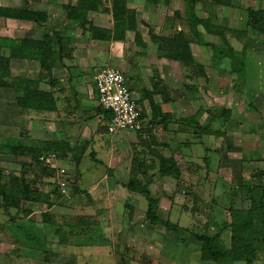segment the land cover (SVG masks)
Wrapping results in <instances>:
<instances>
[{"label":"rangeland","instance_id":"374dc122","mask_svg":"<svg viewBox=\"0 0 264 264\" xmlns=\"http://www.w3.org/2000/svg\"><path fill=\"white\" fill-rule=\"evenodd\" d=\"M24 1L0 0V4L12 5L15 3L16 6L25 7ZM112 1L105 0L104 7L110 9ZM231 1L233 5L226 7L218 5L213 0H200L197 8L201 18L210 16L212 25L225 28L226 38L236 51H241L243 47H246L247 70L244 77L247 80H243L242 76L234 71V66L229 59L220 58L213 48L200 45V40L192 36L186 22L184 25L175 23V26H179L181 30H184L187 38L193 40L190 45L191 54L196 63L201 65V68L192 66L183 69L176 62L170 66L173 69V79L178 84V90H175V93L181 94V100L178 110L171 112L169 124H177L178 127V124L182 126L183 119L195 118L201 126L211 125L212 129L219 132L218 134L222 138L214 139V136L188 131L179 139L165 133L162 135L157 133L158 138L152 135L153 138L150 139L156 144L169 145L170 150L162 149L163 154L175 157L182 174L178 179L155 177L150 189L153 197L157 199V215L163 220L187 229V232L219 236L221 244L226 248L230 246L228 225L231 223L232 209H247L249 207L251 203L250 185L260 184V188L264 192V38L253 34L245 36L242 34L246 28L248 11L263 10L264 0ZM28 3L29 7L34 9H39L38 6L41 4L36 0ZM140 3H143L142 0ZM140 3L137 4L135 0H132L133 8L137 6L139 9L137 20L149 43H151L149 29L158 34H164V37L172 36L180 30L176 29L177 27L172 32L164 30L165 22L169 19L178 22L182 20L181 15L186 18L188 13L187 11L185 15L182 0L173 2L167 8L159 7V9H155L156 7L142 9ZM176 12L178 16L175 15ZM14 24L10 21H0V27H8L10 35H13L16 30ZM95 24L103 26L104 29H112V16H103L100 21L96 20ZM76 25L80 28L79 24ZM21 29L25 30L18 28L20 32ZM86 31L84 34L90 41V46L86 47L92 49V45L95 43H93L90 31L88 33ZM40 32L41 30L33 34L32 37L34 39L42 38V34L39 35ZM201 35L204 41L207 40L214 46L221 45L219 37L205 33ZM100 42L102 43L99 46L105 53L113 54L114 52V55L118 53L119 43ZM113 44H115V49ZM137 52L140 53L143 50L139 49ZM117 57L113 59L114 62L109 59H101L100 63L122 69L130 84V70L128 71L122 58ZM99 68L100 66L96 65L94 69L83 68L81 72L85 77L88 75L94 77ZM34 69L35 72L32 75L37 73V68ZM86 74L88 75L86 76ZM131 91L132 93L140 91L139 94L142 96L141 90L132 88ZM169 94L170 92L167 93V95ZM6 97V91L0 90L2 182L7 184L10 182L9 175L20 176L21 169L26 170L27 180L33 182V185L30 186L39 190L41 198L50 195L51 199L52 197L57 200L61 198L62 205L69 203L76 206H72L74 212L70 213L73 220L66 221L74 231L77 228V232L73 235L74 244L92 240L89 239V236L94 240L89 243L91 245L89 248L75 247L71 249L70 243L65 245V248L61 247L66 249L65 254L60 255L61 257L43 253L45 250L46 252L52 251L51 248L58 245L57 241L54 243L48 240V248H42L43 252L41 251L42 254L38 258L36 254L22 246H29L33 250L38 249L37 245L30 241L26 245L22 230L5 227L10 220L6 212L0 208V264H216L202 260V244L200 242L192 239L180 242L173 233L166 231L163 226H152L145 217L147 201L140 195L132 199L130 197L132 195L127 194L128 197H125V193L119 192L118 201L111 203L106 188H104L97 194L95 210L90 209L88 213L86 209L89 208V205L86 207L85 204H90V200L88 201L90 195L86 189H81L82 191L74 194L71 199L62 198L56 194L57 192L54 190L56 186L51 179L41 180L38 178L36 180L34 177L39 173V170L33 163L34 152L45 150L43 147L44 135L39 131L41 125L27 123L26 129L13 131L14 124L7 122ZM134 97L137 98L136 95ZM138 98V102L141 103L140 96ZM141 108L148 124L151 120L148 119L149 114L145 113L142 106ZM225 111H229L230 114H226ZM37 120L35 114H30L28 122ZM105 132L107 131L105 130ZM126 139L132 142L131 144H135L133 143L135 137L127 135ZM13 149L17 151L13 152ZM131 156V149L128 146V149H124L122 152L120 168L123 166L126 171ZM144 158L150 159L147 155H144ZM23 164L26 165L24 168ZM66 169L71 172V181H73L75 171ZM121 170L123 169L121 168ZM98 172L91 170L83 172L85 188L89 189V182L94 178L92 175H98ZM155 174L157 175V170ZM121 179L125 181L127 176ZM68 183L71 184L69 181ZM68 191H70L69 188ZM107 202H109V206ZM41 204L33 216L38 222H41L42 210H46L45 203ZM27 205L25 204L23 208L25 209ZM56 216L62 215L57 213ZM78 217H82L84 221L89 219L85 225L86 229L79 230ZM108 217L118 224H107L110 219H107ZM93 218L95 221L92 223ZM33 227L35 229L30 232L33 236L42 234V229L36 228L34 224ZM10 232L11 237L8 234ZM38 237L37 239L41 241L44 235ZM102 243L103 245L99 247L98 245ZM220 264L246 263L222 262ZM252 264H264V255L260 254Z\"/></svg>","mask_w":264,"mask_h":264},{"label":"crops","instance_id":"0c3cea01","mask_svg":"<svg viewBox=\"0 0 264 264\" xmlns=\"http://www.w3.org/2000/svg\"><path fill=\"white\" fill-rule=\"evenodd\" d=\"M36 1L37 3H41L38 6L39 9H34L32 7L30 8V4L27 2V0L24 1V4H26L28 8L32 10L46 11L48 14V20L46 24L44 26H40L27 21L0 19V21L2 22H14V25H16V30L13 35L9 34L8 27H0V37L11 39L43 40L45 35L51 36L54 33H57L60 34L62 43H59L58 39L56 38V40L52 42L55 53L53 54L52 60L50 61V65L53 66L52 72L48 76L45 74L42 75L40 64L36 61L16 59L10 60V80H17V85L12 89L8 88L5 90L7 93V101L5 103L7 108L6 113L8 124H14V126H12V129L15 132L21 131V129L24 130L27 123L40 124L41 126L39 131L42 132V135H44L45 142H51L55 144L63 143L70 146V152H66L65 159H60V165H62L64 168L73 169L75 173L78 171V185L81 189H86L88 191V194L90 195V198H88V201L90 200V204H85L86 207H88L89 205V208L86 209L88 213L90 212V209L95 210L94 206L96 204L95 199H97V194L102 191V189L104 190V188H106L105 190L107 192V195L109 196V202L111 203H115L116 201H118L119 192L125 193V197H128L127 194H130L132 195L130 196L132 197V199H134V197L137 198V194L128 192L125 185L128 184L132 174L133 155L136 151H140L142 148L137 138L139 136L133 132H118L114 135H110L105 132V129L103 128L104 115L98 113L100 104L98 93L94 83V77H91V75L89 76L88 74H86V76L88 75V77H85L84 75H82L81 70L83 68H88L89 70L92 68L94 69L96 65L100 67L105 66L101 65V59H109L114 62L113 59L117 56V58H122L126 68L128 69V71L130 70L131 73V75L129 74L131 78L130 84L128 81V86L129 88L131 87L130 90L132 88L141 90L142 96L139 94L140 91L133 92L132 96L136 101V104L140 108L142 106L145 110V113L149 114L148 119L150 120L153 111L150 102V100L152 99L154 100L156 105L161 107L162 112L164 113L171 114V112H175L179 108L181 94L175 93V90H178V84L177 81L173 79V69L170 68L172 64L176 63L164 58L159 59L157 57L156 45L152 43V41L151 43H149L145 39L144 32L139 26V23L138 30L142 34L145 47L141 48V46L136 44L134 41V36H131L133 33L131 34V32H128L126 34L124 42L115 43H119L118 53L115 55L114 52L113 54L111 53V55L110 53H105L104 51H102L103 49L101 48V46H99L102 43L100 41L92 40L95 44H91L92 49H88L86 46H90V41L84 34L86 30L84 31V28L81 26L80 28H78V26L76 25L78 23L74 21H68L66 18V12L64 10V6L66 5L70 4L72 6H75L76 0ZM175 1L181 0H170L167 6L163 5V3L161 2L154 6L148 3L146 4L145 0H142L143 3H140V0H135L137 4H141L142 9L155 7V9H159V7L167 8ZM182 2L184 3V12L186 15L187 5L184 0H182ZM14 4L15 3H13L12 5H0L19 7ZM128 8L133 10L136 9L135 12L138 16L139 9L137 8V6L136 8L134 7L135 9L133 8L132 0H128ZM196 15L198 18L207 20L208 22L213 24V22H211L210 16L207 18L200 17L197 6ZM87 16L88 20L91 21L95 27L103 28V26H98L95 24L96 20L100 21L103 16L110 17L111 15L99 11L96 13H88ZM181 18L182 20L178 22H174L172 19H169L165 22L164 25L166 27H164L163 29L168 32H172L177 27L175 26V23L179 25L186 24V21L184 20H186L187 16L185 18L181 15ZM18 28H23L25 30L21 29L20 32ZM199 28V31L201 33H205L202 27ZM176 29L181 30L179 26ZM39 30H41L39 35L42 34V38L39 37V39H34L32 35L36 32L38 33ZM86 33H88V31H86ZM155 33L158 34L157 32ZM158 35L163 36L164 34ZM113 47L115 49V45ZM139 49H142L143 52L138 53L137 51ZM9 53L10 52L8 50H3L2 54L9 56ZM146 53H149V55H146ZM32 67L37 68V73L35 75H32V73L34 74L35 72V69ZM114 67L119 68L117 66ZM22 80L25 82L38 81L39 91L46 94L48 93L52 96L50 100L46 98L44 104L42 105L43 109H41V111L24 113V111H21V109L19 108L16 99L18 90L20 86L22 89L23 87H26L25 84H22ZM179 86L181 85L179 84ZM159 91L162 92L159 93ZM169 92L170 94L167 95V93ZM134 95H136L137 98H135ZM139 96L141 99V103H139L137 100L139 99ZM30 114H35L38 120L28 122ZM178 127L177 124H169L167 126V129H164L160 125L153 129L152 135H155L158 138L159 135H157V133H160V135L165 133L167 135L170 134L171 136H173V138L179 139L183 134H185V132L180 130L179 124ZM127 135H130V137H135V141L133 142L135 143L134 145L131 144L132 142H129V140L126 139ZM14 137L16 138V136ZM147 138L151 139L153 137ZM219 138L222 137L217 138V136H214V139ZM128 146L131 149L132 156L128 165L126 166L125 171L123 166H121V168L123 169L121 170L119 163H121L122 152L124 151V149H128ZM90 170L92 172H99L98 175H92L94 176V178L89 182L90 187L88 189L83 186L85 184L83 183V172ZM126 176L127 179L125 181L121 179L122 177ZM85 186L88 187L87 185ZM73 196L74 195H70L69 193V197L67 198L71 199V197ZM54 199V197H52L51 199L52 202H54L51 208H48L45 203L46 210H42L41 212V222L36 221L33 216L42 204L28 203L25 209L23 208L24 213L22 214L23 216L21 215L23 218L20 216V218L17 219L16 223L11 224V222H9L5 225V227L7 228L10 227L11 229L17 228L22 230L25 235L24 240L26 242V245L27 242L30 241L34 243V245L36 244L38 249L35 248V250H33L29 246H22L29 249L31 252H33V254H36L38 258L42 254L41 249L44 247L48 248V240L53 241L54 243L55 241H57L58 245H54L51 248L52 251L46 252L45 250L44 252H42L46 253V255H48L49 253L50 256L53 255L55 257L60 256L61 254H65L66 249H62L61 247L65 248V245H68L69 243L71 245V249L75 247L89 248L91 247L89 243L94 240L93 237L89 236V239L92 240L74 244L75 240L73 239V235H75V233L77 232V228H75L76 230L74 231V229L71 228L70 225L66 223V221L69 219L73 220L70 213L74 212L72 206L75 205H71L69 203L68 205H62L60 203L61 199ZM109 202H107L108 206ZM57 213L61 214L62 216H56ZM45 214H48L50 216V219L46 223L43 220V215ZM109 218L110 217H108L107 219ZM88 220L84 221L82 217L77 218V222L79 223L78 225L80 226L79 230L86 229L85 225L89 222ZM94 221L95 220L93 218L91 222L93 223ZM115 223L118 224L117 222L112 221L111 218L107 222V224ZM33 224L36 228L42 229V234L44 235L43 240L40 241L37 239V237L41 236L42 234L33 236L30 233L32 229H35L33 227ZM8 234H10L9 237H11V232ZM64 237L65 239L68 238L66 244L62 243ZM102 245L103 243L98 246L101 247ZM29 255L32 256V254Z\"/></svg>","mask_w":264,"mask_h":264},{"label":"trees","instance_id":"16d2710c","mask_svg":"<svg viewBox=\"0 0 264 264\" xmlns=\"http://www.w3.org/2000/svg\"><path fill=\"white\" fill-rule=\"evenodd\" d=\"M105 0H76L75 6L66 5L64 10L68 21H74L80 26H85L84 29L90 31L92 39L95 41H111L124 42L126 34L131 32L134 34V41L141 47H145L143 43L142 34L138 30V20L135 10L128 8V0H113L110 9L104 7ZM146 4L156 6L160 2L167 6L170 0H145ZM187 5V27L190 28L192 36L200 40V45L208 46L215 50L216 55L220 58L229 59L233 64V69L236 73L242 76L243 80H247L244 76L247 70L246 63V47L241 51H236L229 43L225 35V28L221 26L212 25L204 19H200L196 15V6L200 0H184ZM218 5L231 7V0H213ZM102 11L111 14L113 25L112 29H102L95 27L91 21L88 20V13H96ZM177 15V12L175 14ZM247 24L242 34H253L257 37L264 38V9L258 11H248ZM0 19H11L18 21L32 22L40 26H44L48 20V14L42 10L29 9L25 7H10L0 5ZM202 27L205 34L217 36L221 40L220 46H214L207 40L202 39L203 33L198 28ZM149 35L152 43L156 45L157 57L159 59H167L178 63L183 69L196 66L201 68L200 64L196 63L194 56L191 54V38H187L184 30L176 31L172 36H161L156 34L152 29H149ZM58 39L62 43L60 34L54 33L51 36L45 35L43 40H28V39H11L0 37V90L14 88L17 85V80H10V60H27L36 61L40 64L42 75H50L52 67L50 61L52 60L55 49L52 42ZM193 38V39H194ZM3 50H8L9 56L3 55ZM59 51V50H58ZM247 76V75H246ZM248 78V77H247ZM36 82V83H35ZM25 82V88L19 87L17 95V104L21 111L31 113L41 111L42 105L46 98L50 100V94L42 93L38 89V81ZM33 84V85H32ZM19 85V84H18ZM189 87V86H188ZM187 87V88H188ZM190 88V87H189ZM195 90V89H194ZM156 91V90H154ZM162 91H159V93ZM152 106V117L147 124L146 116L142 112V119L144 120V128L141 131L134 132L139 136V143L142 148L136 151L132 158V174L128 184L125 185L130 193H136L144 197L147 201V210L145 213L146 219L152 226H163L166 231L173 233L180 242L188 239L196 240L202 244L201 257L204 261L214 262L220 264L222 262H245L252 264L260 254L264 255V192L261 190V185H250V200L251 203L247 209H232L231 223L228 225L230 230V246L226 248L221 244L219 236L216 235H198L196 233L187 232L188 230L173 224L169 221L163 220L157 215V199L151 193V184L154 182L156 176L161 178L181 177V170L178 167L174 156H165L162 149L170 150L168 144H156L147 137H152V131L157 126H162L167 129L169 118L171 114L162 112L161 107L155 104L154 100H150ZM98 113L104 115L103 128L107 131V126L110 121L111 114L105 111L101 106ZM225 113L230 114L229 111ZM228 119V118H227ZM226 119V121H227ZM223 121V120H222ZM225 122V121H223ZM189 129V130H188ZM180 130L183 132L192 131L193 133H201L207 136H217L219 132L212 129L211 125L206 124L201 126L195 118H188L182 120ZM43 147L45 150L35 151L33 156V163L39 170L35 175V179H51V170L40 164L39 157L43 153H56L60 159L66 158V152H70L71 148L68 144L45 142ZM160 148V149H159ZM16 149H13V152ZM24 151V150H23ZM34 151V150H33ZM147 155L150 159L144 158ZM26 165L23 164L24 168ZM157 170V175L155 174ZM68 181L71 195L80 193L81 188L78 185L79 173H75L74 180L71 181V172L67 169ZM2 172L0 170V208L8 215L11 224L16 223L17 219L24 213L23 207L28 203H46L48 208L52 207L51 196H43L39 190L32 188L33 182L27 180L28 174L26 170L21 169V174L9 175V183L2 182ZM70 174V175H69ZM262 174V173H261ZM31 185V186H30ZM58 196L60 195L57 189H54ZM55 194V193H54ZM69 197V196H68ZM61 199V198H59ZM14 213V214H13ZM50 216L43 215L44 222H48ZM67 239H63L62 243L66 244Z\"/></svg>","mask_w":264,"mask_h":264},{"label":"built area","instance_id":"2783aa9c","mask_svg":"<svg viewBox=\"0 0 264 264\" xmlns=\"http://www.w3.org/2000/svg\"><path fill=\"white\" fill-rule=\"evenodd\" d=\"M94 83L100 106L111 114L107 126L108 134L134 133L144 128L141 109L132 96L128 80L122 70L110 65L100 67L95 73ZM39 162L51 170V180L60 195L68 197V172L60 165L57 154L43 153L39 157Z\"/></svg>","mask_w":264,"mask_h":264}]
</instances>
